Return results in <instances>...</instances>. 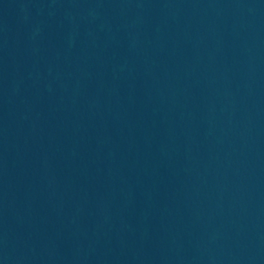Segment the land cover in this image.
<instances>
[{
    "label": "water",
    "instance_id": "1",
    "mask_svg": "<svg viewBox=\"0 0 264 264\" xmlns=\"http://www.w3.org/2000/svg\"><path fill=\"white\" fill-rule=\"evenodd\" d=\"M0 264H264V0H0Z\"/></svg>",
    "mask_w": 264,
    "mask_h": 264
}]
</instances>
